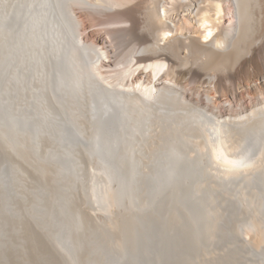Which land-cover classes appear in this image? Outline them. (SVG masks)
I'll use <instances>...</instances> for the list:
<instances>
[{
    "label": "bare ground",
    "instance_id": "obj_1",
    "mask_svg": "<svg viewBox=\"0 0 264 264\" xmlns=\"http://www.w3.org/2000/svg\"><path fill=\"white\" fill-rule=\"evenodd\" d=\"M31 244L264 264V0H0V264Z\"/></svg>",
    "mask_w": 264,
    "mask_h": 264
},
{
    "label": "rangeland",
    "instance_id": "obj_2",
    "mask_svg": "<svg viewBox=\"0 0 264 264\" xmlns=\"http://www.w3.org/2000/svg\"><path fill=\"white\" fill-rule=\"evenodd\" d=\"M256 68H258L259 69V71H258V73H256L255 75H252V76H250V77H248V79L250 80V81H255L258 77H260V75H261V70H262V64L260 63V62H257V64H256ZM249 70H251V69H249ZM216 168V169H215ZM218 166L216 165H212L211 167H210V172L211 173H213V175H217V171H218ZM217 170V171H216ZM115 208H112L111 209V212L112 213H115ZM97 212V211H96ZM98 213V214H97ZM97 213H95V216H98V217H96V218H98V221H100L101 222V220L103 221L104 220V215H103V213L102 212H100V211H98ZM257 222L255 221V224H256ZM245 233L246 234H248L249 236H251L250 235V233H248V231L246 232L245 231ZM252 237V236H251ZM31 246V247H30ZM32 248V249H31ZM33 248H35V250L33 249ZM31 250V251H30ZM31 252V253H30ZM35 252V253H34ZM38 251H37V249H36V247H32V244L31 245H29L28 246V256H29V259H30V263L32 264V262H33V264H39V263H37L38 262V260H37V255H35L36 253H37ZM37 261V262H36Z\"/></svg>",
    "mask_w": 264,
    "mask_h": 264
}]
</instances>
